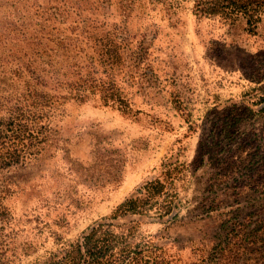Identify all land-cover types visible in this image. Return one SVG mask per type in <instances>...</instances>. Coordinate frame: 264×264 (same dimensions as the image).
<instances>
[{"label": "rangeland", "instance_id": "obj_1", "mask_svg": "<svg viewBox=\"0 0 264 264\" xmlns=\"http://www.w3.org/2000/svg\"><path fill=\"white\" fill-rule=\"evenodd\" d=\"M37 2L49 5L0 0V115L23 108L52 129L42 154L0 170L11 218L0 263L45 260L155 179L167 184L160 202L173 213L117 222L136 241L151 238L170 264H217L212 248L233 222L264 226V23L250 34L242 23L199 18L193 0L72 3L44 40L58 82L41 72L49 58L37 54L31 29L19 32ZM33 60L45 86L28 71ZM110 84L114 97L104 92ZM229 155L235 171L223 182L219 160ZM223 264H264V246Z\"/></svg>", "mask_w": 264, "mask_h": 264}, {"label": "trees", "instance_id": "obj_2", "mask_svg": "<svg viewBox=\"0 0 264 264\" xmlns=\"http://www.w3.org/2000/svg\"><path fill=\"white\" fill-rule=\"evenodd\" d=\"M85 1L88 0H49V5L37 2L34 4L36 17L34 21L26 23L23 20L20 23L19 32L22 33L21 35L25 36V32H22L21 29H31L30 33L34 44L39 46L37 54L45 53L49 58L44 61L49 69L43 68L41 72L50 73V77L58 79V82H61L59 72L54 68L52 55L47 51L44 40H53L52 36L56 28L54 23H61L67 18V13L72 10L70 4L79 6ZM193 1L194 14L199 18L218 17L231 26L242 23L250 34H257L259 27L264 23V0ZM86 23L82 24V33L88 31ZM91 28L94 29V25ZM56 39H58V44L62 42L60 37ZM113 49L110 48V50ZM78 50L76 52L79 53ZM50 51L57 55L54 48H50ZM35 65L34 60L30 62L28 71L37 84L45 86L46 79ZM82 81L90 82L87 78ZM113 89L114 86L110 84L106 86L104 92L108 93L107 96L114 97L116 92ZM81 90L85 93V88ZM38 94L39 97L33 100L37 104L44 98L41 93ZM114 100L126 106L121 97L117 96ZM8 110L9 116L0 115V170L25 164L27 160L39 156L47 150V147L51 146L50 141L52 140V129L46 124L40 125L37 121L38 115H31L23 108H13V106ZM231 157L229 155L227 158L223 157L219 160L222 161L221 166L218 167L221 171L219 178L223 182H226L235 171V169L231 170ZM172 181L173 179L170 182ZM167 190V184L160 179L148 181L139 189L138 195L131 196L122 202L113 215L94 223L76 241L50 252L45 260L35 264H170L162 248L151 238L136 241L133 228L128 226L122 229L117 222V219L126 215H145L153 209L161 216L172 214L174 208L172 202L167 199L164 200V203L163 200L160 202L161 199L167 198L163 197ZM157 205L158 207H156ZM10 220L9 211L0 204V259H2V252L5 250L3 242L8 236L4 234V231ZM248 229L249 223L243 224L240 220L231 224L224 239L212 248L218 261L217 264H223V262L232 259L233 261L250 259L253 252L261 250L264 246H262L264 226ZM0 264L5 263L1 262Z\"/></svg>", "mask_w": 264, "mask_h": 264}]
</instances>
